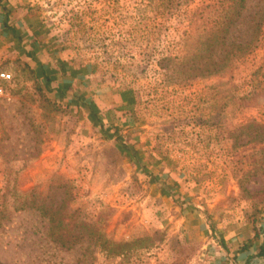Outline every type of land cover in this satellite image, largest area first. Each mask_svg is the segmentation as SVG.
Returning <instances> with one entry per match:
<instances>
[{
	"label": "rangeland",
	"instance_id": "rangeland-1",
	"mask_svg": "<svg viewBox=\"0 0 264 264\" xmlns=\"http://www.w3.org/2000/svg\"><path fill=\"white\" fill-rule=\"evenodd\" d=\"M217 1L25 0L41 28L36 41L43 61L34 65L9 44L0 24V73L11 76L0 78V196L6 185L33 188L54 207L64 201V215L76 220L101 216L115 241L152 238L147 248L124 256H106L86 241L61 248L37 211L8 209L0 227L2 264H200L181 220L196 207L182 203L179 211L174 199L180 198L194 197L210 228L255 216L264 229V170L250 178V197L237 184L244 171L258 167L259 144L225 138L240 124L264 123V89H258L264 0H245L235 34L255 35L256 44L233 59L231 70L189 78L172 70L186 41L192 52L210 25L212 13L206 24L197 10ZM85 64L94 72L78 83L68 73ZM117 87L133 90L131 109L117 107L109 92ZM254 88L252 104L238 106ZM173 176L187 190L165 197L158 184L168 190Z\"/></svg>",
	"mask_w": 264,
	"mask_h": 264
},
{
	"label": "trees",
	"instance_id": "trees-1",
	"mask_svg": "<svg viewBox=\"0 0 264 264\" xmlns=\"http://www.w3.org/2000/svg\"><path fill=\"white\" fill-rule=\"evenodd\" d=\"M215 4H206L201 9H198V12L196 11L195 17H198L200 21H206V24L209 19L207 17H210L211 13L213 17L212 19L210 18V25L196 36L197 42L195 43L194 50L191 52L189 48L190 42L186 41V50L183 57L175 59L172 70L178 74V77L182 74H187L188 78L199 75L221 76L232 69V61L234 58H240L251 52L255 47V35L244 40V37L240 38L239 35L235 34L238 29V23L240 22L241 24L243 18L242 13L245 10V0H218ZM205 15H207L206 18ZM194 22L196 23L195 19L192 24ZM190 39L191 36H188V40ZM262 68H264V65L259 69L260 72ZM86 71L88 74L93 73L94 67L90 64L80 65L68 74H73L76 81L82 83V77ZM259 77L258 89L261 91L264 89V75ZM49 80L50 78L47 77V81ZM109 92L113 96L116 95L121 98L120 103L117 105L118 108L126 109L130 107L131 109L135 105V97L132 89L117 87L110 88ZM257 95L258 92L254 88L247 94L239 97L237 105H240L241 108L247 107L252 104ZM231 97L235 98L234 96ZM230 103L231 101L227 99L225 104L217 109L218 113ZM110 129L111 127H108L106 132L108 133ZM115 132L116 130H114ZM225 133V138H248L241 145L249 143L259 144V148L255 151L256 154L261 155L260 159H256L255 161L258 167L254 170L244 171L242 176L237 180L242 195L250 197L251 194L246 187L249 182H253L250 181V178L258 175V169L264 170V123L251 120L247 123L240 124L234 129H228ZM255 153L252 154V157L256 158ZM33 192V188L27 191H21L16 186L10 187L6 185L4 187L3 193L0 196V227L2 226L3 219L7 217L6 211L8 209H11L13 212L34 210L38 212L40 217L47 220L50 240L61 248H73L75 245L86 241L94 248H98L106 256L114 257L124 256L136 248H147L148 242H152V238L149 236L132 238L128 241H115L104 232L103 227L105 222L101 216L98 218V222L76 220L74 215H64V201L61 200V203L54 207L52 201L48 202L46 197H39ZM105 209L109 213L112 211L108 206H105ZM255 218L253 216L252 219H248L246 222L255 230L256 241H258L257 252L254 257L264 259V229L256 226ZM211 230L214 232L216 229L212 226ZM219 241L222 247L225 248L222 237H220ZM251 260L250 258L245 264H250ZM0 264L2 263L0 262Z\"/></svg>",
	"mask_w": 264,
	"mask_h": 264
},
{
	"label": "crops",
	"instance_id": "crops-1",
	"mask_svg": "<svg viewBox=\"0 0 264 264\" xmlns=\"http://www.w3.org/2000/svg\"><path fill=\"white\" fill-rule=\"evenodd\" d=\"M24 3L25 0H0V24H2L3 34L6 33L5 36L11 35L7 39L9 44L19 48L20 53L26 56L30 55L31 58L29 59L34 61V65L39 60L43 61L42 53H38L39 50L37 49L41 44L36 41L38 36L36 34H40L41 28H36L39 24L34 22L36 21L35 18H30L28 10L24 8ZM24 49L27 50L24 51ZM50 77L49 75L48 78ZM94 94V97H98L97 93ZM114 101L119 104L121 98L114 96ZM172 178L174 186L169 187L168 192L164 188L168 184H158L161 195L174 198L175 194H184L183 189L187 190L183 187L180 178L175 176ZM174 200L177 202L179 211L183 208L182 203H185V207H188L186 204H190L192 208L193 206L196 207V209L187 211L189 213L185 216L183 213L181 220L186 227L188 239L200 250L197 255L198 260L201 261L200 264H245L250 258L252 259L250 264H264V259L254 257L257 252L258 241H256L255 230L248 222L244 220L222 222L221 225L217 226V230L212 232L207 218L202 213L200 206L196 205L197 202L194 197L187 198V200L180 198L181 203H178L179 200L177 199ZM219 236L224 240L225 248L220 244Z\"/></svg>",
	"mask_w": 264,
	"mask_h": 264
},
{
	"label": "built area",
	"instance_id": "built-area-1",
	"mask_svg": "<svg viewBox=\"0 0 264 264\" xmlns=\"http://www.w3.org/2000/svg\"><path fill=\"white\" fill-rule=\"evenodd\" d=\"M0 78H1L2 80L8 81V80L11 79V76H10V74L0 73ZM0 93H1V89H0Z\"/></svg>",
	"mask_w": 264,
	"mask_h": 264
}]
</instances>
